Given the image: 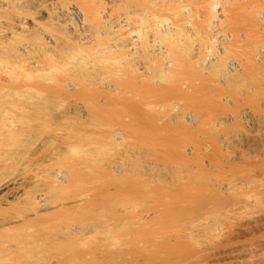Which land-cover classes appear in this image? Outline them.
<instances>
[{"label": "bare ground", "instance_id": "1", "mask_svg": "<svg viewBox=\"0 0 264 264\" xmlns=\"http://www.w3.org/2000/svg\"><path fill=\"white\" fill-rule=\"evenodd\" d=\"M0 264H264V0H0Z\"/></svg>", "mask_w": 264, "mask_h": 264}, {"label": "rangeland", "instance_id": "2", "mask_svg": "<svg viewBox=\"0 0 264 264\" xmlns=\"http://www.w3.org/2000/svg\"><path fill=\"white\" fill-rule=\"evenodd\" d=\"M55 144V146H53L54 144ZM53 143H51L50 145H49V147H51V149H52V147H53V149H56L55 147H58V146H56V143L55 142H53ZM47 150H48V152H50V151H52V150H50V148H46V151L45 152H40L39 153V157H40V155H44L45 153H47ZM50 150V151H49ZM44 151V150H43ZM77 184V185H76ZM80 184V185H79ZM76 185V186H75ZM88 186L89 185H87L86 184V187H85V183L83 184V182H80L79 181V183H74V185H70V187H68V188H65V191L63 190H60L59 191V194H57V196L55 197L56 199L55 200H59L60 199V201H62V200H66V201H68L67 203V208L70 210V212H73V211H75V210H77V208L79 207L78 205L80 204L81 205V202L82 201H76L77 199H79V197H81L80 195H83V194H81V193H84L85 192V190L87 191L88 190ZM62 191V192H61ZM86 193V192H85ZM62 196V197H61ZM65 196V197H64ZM65 201V202H66ZM24 205H25V203H24V201L22 202ZM77 203V205H75ZM23 204H21L20 205V207H22L23 209H25L24 207V205ZM23 205V206H22ZM73 205V206H72ZM76 207V208H75ZM22 208H21V210H22ZM73 208V209H72ZM79 209V208H78ZM13 211V210H12ZM63 211H65V210H62L61 211V213L63 212ZM78 211V210H77ZM12 213H14V211L12 212ZM16 213V212H15ZM14 213V214H15ZM48 213V212H47ZM51 213V212H50ZM73 213H76V211L75 212H73ZM72 213V214H73ZM49 214V213H48ZM52 214H53V212H52ZM56 214V213H55ZM54 214V215H55ZM62 214H64L65 215V213H62ZM54 215H51L50 216V214H49V216L48 215H42L41 217H40V219H39V221L40 222H45L44 223V226L42 225V227L40 228V227H37V229L35 228V229H32L31 231L33 232V231H35V233H33V234H35V235H37V233L36 232H38V234L39 235H37V236H40V235H42V233H44V230H45V228H48V226L50 227H54V222H55V217H54ZM57 215V214H56ZM71 215V214H70ZM48 216V217H47ZM44 217V219H42ZM53 218V219H52ZM43 220V221H42ZM52 221V222H50V221ZM48 221V222H47ZM52 223V224H50V223ZM50 224V225H49ZM48 225V226H47ZM38 228H40V230L42 231L43 230V228H44V230L42 231V232H40V230H38ZM47 230V229H46ZM31 231H30V233H31ZM26 232H28V231H26ZM24 233V232H22L21 234H20V237L19 238H21L22 237V235L24 236L25 234H27V233ZM28 234H29V232H28Z\"/></svg>", "mask_w": 264, "mask_h": 264}]
</instances>
